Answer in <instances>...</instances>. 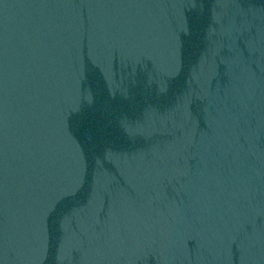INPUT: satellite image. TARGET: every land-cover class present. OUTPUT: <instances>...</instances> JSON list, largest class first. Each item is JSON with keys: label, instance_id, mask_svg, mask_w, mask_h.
I'll return each mask as SVG.
<instances>
[{"label": "water", "instance_id": "water-1", "mask_svg": "<svg viewBox=\"0 0 264 264\" xmlns=\"http://www.w3.org/2000/svg\"><path fill=\"white\" fill-rule=\"evenodd\" d=\"M0 264H264V0H0Z\"/></svg>", "mask_w": 264, "mask_h": 264}]
</instances>
